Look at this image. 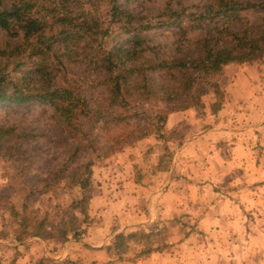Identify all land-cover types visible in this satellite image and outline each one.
<instances>
[{
  "label": "rangeland",
  "instance_id": "374dc122",
  "mask_svg": "<svg viewBox=\"0 0 264 264\" xmlns=\"http://www.w3.org/2000/svg\"><path fill=\"white\" fill-rule=\"evenodd\" d=\"M207 2L117 0L121 10L135 17V21L117 23L110 11L113 2L106 1L99 14L104 28L110 29L105 39L111 43H125L131 37L129 30L136 28L143 40L136 67L142 63L147 68L158 60L179 62L199 56L200 41L214 36L209 31L221 23L215 13L201 17ZM260 16L264 13H243V19L250 23H261ZM7 40L0 29V48ZM132 45L133 41L125 43V47ZM80 66L77 59L68 63L70 78H75ZM12 68L13 64L9 70ZM97 72L89 69L92 76ZM151 77L157 87L178 86L160 74L152 73ZM129 78L123 106L131 117L120 125H93L85 119L84 124L71 127L49 105L0 103V264H41L45 257L66 264H216L220 256L226 260L222 264H264V56L223 69L218 78L225 92L220 110H212L214 94H202L188 109L169 113L182 114L177 118L180 121L170 120L168 125L150 119L175 104L144 99L146 96L140 95L135 86V75ZM100 89L96 91H104ZM122 110L117 105L107 112ZM209 129L218 135L216 142L234 149L224 153L231 165L217 174L216 187L209 181L201 184L198 180L203 177L192 166L180 163L171 172L175 155L186 141ZM181 159L184 164L189 160L187 155ZM86 162L94 164L92 226L79 240L55 243L61 238L57 227L63 215L75 212L71 203L78 192L68 180L54 181L53 175L63 165L72 168ZM129 177L136 180L137 186L126 185L124 181ZM48 184L51 187L46 194ZM115 202L118 204L112 207ZM24 203L32 208L23 209ZM37 209L41 215L49 214L55 236L50 243L39 238L16 240L21 229L15 212L36 213ZM217 214H221L219 221L214 219ZM149 217L147 229H164L156 237L159 244H167L162 251L143 254L145 243L132 244L123 260L114 263L108 253L95 252L100 250L97 243L109 239L112 230L118 231L121 226L137 230ZM218 222L224 229L235 225V230L253 234V239L257 236L256 242L235 248L222 237L223 244L218 243L206 234Z\"/></svg>",
  "mask_w": 264,
  "mask_h": 264
},
{
  "label": "trees",
  "instance_id": "16d2710c",
  "mask_svg": "<svg viewBox=\"0 0 264 264\" xmlns=\"http://www.w3.org/2000/svg\"><path fill=\"white\" fill-rule=\"evenodd\" d=\"M106 1L113 2L110 11L117 23L135 21L134 16L119 8L117 0H0V29L8 38L0 48V103L49 105L71 127L76 123L84 124L87 119L93 125H120L131 117L124 112L123 101L129 77L135 75V86L140 95L146 96L144 99L163 101L168 106L175 104L150 119L155 124H166L169 113L188 109L200 100L202 94H214L216 103L212 110H220L225 92L218 78L223 69L264 56V16H260L261 23L243 19L244 12L264 13V1L208 0L201 17L207 18L215 13L221 23L209 31L214 36L200 41L202 52L197 58L179 62L158 60L147 68L142 63L136 67L142 37L136 28H132L133 31L129 30L131 37L126 40L133 41L130 47H125L126 42L111 43L105 39L111 32L104 28L99 12L101 4ZM16 39L17 43L13 44ZM76 59L81 70L75 78H70L68 63ZM4 61L6 64L1 67ZM11 64L13 68L9 70ZM90 68L98 71L95 76L89 73ZM152 73L160 74L161 78L178 86L157 87L152 83ZM100 87L104 91L97 92ZM117 105L123 110L107 112L109 107ZM93 166V162L78 163L72 168L63 165L53 175L54 181L68 180V185L78 192L71 203L75 212L63 215L56 230L61 238L55 243L79 240L92 226L89 191L94 185ZM63 172L67 174L62 175ZM49 185L45 193L50 191ZM29 208L32 207L23 204V209ZM25 210L15 212L21 229L15 239L39 238L50 243L55 234L49 214L44 212L41 215L38 209L36 213H26ZM163 230L158 226L151 229L140 226L134 231L118 233L105 247L112 258L111 263L123 260L132 244L145 243L143 254L162 251L167 244H159L156 237ZM66 263L48 257L41 262Z\"/></svg>",
  "mask_w": 264,
  "mask_h": 264
},
{
  "label": "crops",
  "instance_id": "0c3cea01",
  "mask_svg": "<svg viewBox=\"0 0 264 264\" xmlns=\"http://www.w3.org/2000/svg\"><path fill=\"white\" fill-rule=\"evenodd\" d=\"M181 114L182 113L180 112V113H174V114L169 115V117L167 119V125H168V122L170 120L176 121V122L180 121V120H177V118L180 117ZM213 130L214 129H209L206 132H202L196 136L189 138L186 141V143L184 144V146L182 147L183 149L175 155V159H174L173 165L171 167V172L176 171L179 168L180 163H181V166H183V165L187 166V167L192 166L191 168H193V170H195V172H197V174L199 176L201 175V177H203V178H201V180H198L201 182V184H208V181H209L210 183H213V185L216 187L217 184L214 182V180L216 179L217 174L222 173L226 169L227 166L231 165L230 163L227 164V161L225 160V155H228V154H224V153L228 150L231 152L234 149H233V147L231 148L230 146H228L229 147V149H228L227 146H221L220 143L216 142L218 135L215 132H213ZM243 135L245 138V134H243ZM210 138H212V140H209ZM231 146H232V144H231ZM184 147H186V148H184ZM186 155H187L189 160L187 161L186 164H184L182 162L181 157L186 156ZM189 155H191V156H189ZM124 182H127L126 185L137 186V184H138L134 178H130V177L127 178ZM94 188H95V182H94L93 187L89 191V194L91 195L90 204H89V215H91L90 212L93 209L92 202H93V198H94ZM122 196H123V194H122ZM117 204L118 203L115 202V203H112L111 206L114 207ZM223 217H224V219H226L225 218L226 216H223ZM149 219H150V217L144 218L141 222L142 224H139V225H141V227L144 226L147 228L148 226H145V223L149 222L150 221ZM214 219L216 221H219V219H221V214L220 215L217 214L216 216H214ZM127 225H129V224H127ZM216 226L217 227L215 229H210L209 231L206 230L207 231L206 234L207 233L211 234L212 235L211 237L216 238L217 242L220 244H223L222 237H224L225 240L227 239L230 244H233L235 248H238L241 246L243 248L244 247L246 248L247 246H245V243L253 244L254 242H256L255 239L257 238V236H255V238L253 239V237H252L253 234H248L247 232L245 234H243L242 229H240L241 232H239V230H235V227H237L235 225H234V227L229 226V228H233L230 230L224 229V227L222 228V225L220 224V222L216 223ZM128 227L129 226L123 228V226H121L120 228H122V229H120L118 231L112 230L111 233L107 236V237H109V239H107L101 243H97L96 247L100 248V250L95 251V252H101V253L106 254L107 252L105 250V247L111 244L115 235H117L118 233H120L122 231H125V229ZM243 236H247V237L245 239H243ZM247 239L250 242H248ZM261 255H263L262 252H261ZM70 259H72V258H70ZM95 260H96V258L89 261L88 263H92ZM218 260H219V263H216V264H222L224 261H226L225 257L223 258L222 256H220ZM212 261L214 262L213 259H212Z\"/></svg>",
  "mask_w": 264,
  "mask_h": 264
}]
</instances>
